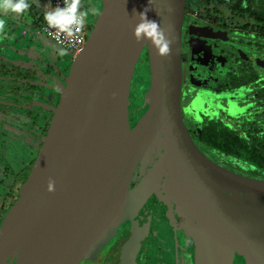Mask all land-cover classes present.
Listing matches in <instances>:
<instances>
[{
	"label": "water",
	"instance_id": "1",
	"mask_svg": "<svg viewBox=\"0 0 264 264\" xmlns=\"http://www.w3.org/2000/svg\"><path fill=\"white\" fill-rule=\"evenodd\" d=\"M29 2L31 7L19 18L0 17L6 20L0 37L18 36L32 16ZM146 7L152 9L147 18L158 21L172 40L166 57L149 41L133 38L138 22L133 12ZM184 8L185 0H102L100 15L52 110L43 145L0 225V264H80L93 259L95 243H108L137 214L157 178L166 175L173 177L175 194L184 199L181 216L198 248L196 264H210V249H239L247 264H264V181L212 164L190 140L182 121ZM143 54L149 108L131 128L129 93ZM153 155L158 160L130 189L138 165L143 172ZM49 180L55 184L51 193L46 190ZM139 239L133 231L123 264H134ZM227 254L228 259L221 254L218 261L230 264Z\"/></svg>",
	"mask_w": 264,
	"mask_h": 264
},
{
	"label": "flooded vegetation",
	"instance_id": "2",
	"mask_svg": "<svg viewBox=\"0 0 264 264\" xmlns=\"http://www.w3.org/2000/svg\"><path fill=\"white\" fill-rule=\"evenodd\" d=\"M88 3L82 0V10L95 7L100 11L102 0H92V6ZM42 13L32 22L41 23ZM96 17L89 13L87 31L92 30ZM28 33L22 34L21 29L18 36L27 38ZM17 46L7 41L3 45L6 50L0 49V225L6 207L17 200L47 135L52 110L68 76V68L63 72V58L67 65L72 60L50 54L47 61L39 53L29 52L26 55L34 58L30 63L22 47L8 51ZM181 66V117L190 140L208 161L225 172L264 181V164L244 158L255 153L264 157V0H185ZM134 84L132 80L129 98ZM128 111L132 128L138 121V110L132 103ZM229 136L241 139L248 147L227 150L220 141ZM12 148L16 157L30 158L18 170L8 160ZM157 160L153 155L143 172L138 165L130 189ZM157 180L137 214L117 228L96 260L80 264H123L133 231L140 237L134 264H196L198 248L186 233L184 214L181 216L184 199L175 194L171 175ZM214 229L220 233L217 226ZM210 250V264H226L218 259L221 254L222 259H228L227 252L230 264H247L239 249Z\"/></svg>",
	"mask_w": 264,
	"mask_h": 264
},
{
	"label": "clouds",
	"instance_id": "3",
	"mask_svg": "<svg viewBox=\"0 0 264 264\" xmlns=\"http://www.w3.org/2000/svg\"><path fill=\"white\" fill-rule=\"evenodd\" d=\"M30 7L29 0H0V17L9 14L20 16L25 14ZM44 8L43 19L47 24V29L52 30L48 32V35L58 43H63L62 36L69 42L74 41L83 31L89 13L93 16L100 15L99 9L95 7L82 10V0H63V7L59 5L52 7L51 3H47ZM150 10L152 9L146 7L139 13L133 12V16L138 21L133 29V38L137 42L149 41L159 56L166 57L171 53L172 40L158 21L147 18ZM5 29L6 20L0 18V34H4ZM55 53L59 57H64L68 54V48L57 47ZM46 190L49 193L55 190L54 181H48Z\"/></svg>",
	"mask_w": 264,
	"mask_h": 264
},
{
	"label": "rangeland",
	"instance_id": "4",
	"mask_svg": "<svg viewBox=\"0 0 264 264\" xmlns=\"http://www.w3.org/2000/svg\"><path fill=\"white\" fill-rule=\"evenodd\" d=\"M43 1L44 0H32L33 7L31 8V15H34L35 13H37L34 15L33 19H35L36 17H38V15L41 14L42 6H40V4ZM43 15H44V12L42 13L41 18L43 17ZM13 39L14 38L11 35L9 37L8 41H13ZM27 39H29V38L27 37ZM18 43H19L18 46L13 48L14 51H12L11 49H9L8 51L9 52H15V50H17L16 48L20 49V47H22L24 49L23 51L25 52V56L27 58H29V55L28 54L26 55V53L30 52V55H31L33 52H36V53H39L40 56H43V58H45L47 61L49 59L50 54L56 55L55 48H57V46L52 41H50L46 36H38V38L34 42H32L30 40H28V42H26V41L23 42L22 40H18ZM5 50H6L5 48L2 49V52ZM7 54L9 55V53H7ZM56 56H58V55H56ZM64 57H69L72 59L71 61H69V65H67L68 61H65V58H63V60H64L63 64H62L63 72H66V68H68L67 73H69L72 62L76 57V54H73L72 52H70V53L68 52V54ZM142 63H145L146 66L141 67V66H143ZM139 65H140V67H139ZM136 68H137L136 69V75L134 76V79H133V84L134 83L135 84L133 85V88L131 90V97L128 100V102H129L128 108L132 103L135 104V106L137 107V110H138V120H139L146 113L147 109L149 108V103L147 101L148 97L146 95L148 92V86L147 85H148V80H149L148 79V63H147V61L144 62L143 60H141L140 64H138V67H136ZM145 82H147V83L145 84ZM141 86H143V87H141ZM128 113H129V111H128ZM15 152H16V150L12 148V151L10 152V156H9L8 160L12 162V164L14 166V170H18V168L21 167V163L29 161L30 158L27 155H18L16 157L14 154ZM18 172L19 171H17V173ZM21 181L23 182V178L21 179ZM10 208H9V206L6 207V209H5L6 213L5 214L8 213ZM100 242H101V239L95 243V247L97 246L96 251L92 254V256H93L92 260H94V261L96 260V258L98 257V255L100 254L102 249H105V247L108 246L107 242H105L104 244L102 242L103 245L100 246V244H99ZM86 260H88V259H86Z\"/></svg>",
	"mask_w": 264,
	"mask_h": 264
},
{
	"label": "built area",
	"instance_id": "5",
	"mask_svg": "<svg viewBox=\"0 0 264 264\" xmlns=\"http://www.w3.org/2000/svg\"><path fill=\"white\" fill-rule=\"evenodd\" d=\"M57 5L63 7V0H51V6L56 7ZM33 29V26H32ZM36 34H42L46 36L50 41H52L57 47H67L69 52H72L73 54H78L84 47L85 42L87 40V36L89 35L90 31H87L85 26L83 28V31L78 34L77 38L69 42L67 39H65L63 36L61 37V40L63 43H58L55 39H53L51 36L48 35L49 31L47 29V24L45 23L44 19L42 22L34 27ZM25 30L22 31V34H25Z\"/></svg>",
	"mask_w": 264,
	"mask_h": 264
},
{
	"label": "crops",
	"instance_id": "6",
	"mask_svg": "<svg viewBox=\"0 0 264 264\" xmlns=\"http://www.w3.org/2000/svg\"><path fill=\"white\" fill-rule=\"evenodd\" d=\"M47 3H51V0H44L41 4H40V6H42V11L41 12H44L45 11V8H44V5L45 4H47ZM35 14H37V13H35ZM34 14V15H35ZM34 15H32L31 16V19L30 20H25L24 22L25 23H27V25H25V26H22L21 28H20V30L22 29V31L23 30H25V31H28L29 33H28V38L29 39H27L26 37H19V36H16V38H14L13 39V41H10V43H12V44H19L18 43V40H22L23 42H28V40H30L31 38H33V37H36V36H38V35H36V33H35V30H34V27L35 26H37V23H34V22H32L33 21V17H34ZM8 16V18L10 19V20H12V19H17V18H19L20 16H16V15H14V14H9V15H7ZM36 20V19H35ZM40 24V23H39ZM38 24V25H39ZM32 26H33V29H32ZM31 29V31H29L28 29ZM19 30V31H20ZM4 35V34H3ZM8 41V39H4L3 37H0V49H1V51H2V48L4 49V47H3V45L6 43ZM12 58L13 59H15V60H18L19 58H17L16 56H12ZM27 60L30 62V63H32L33 61H34V58H32V57H29V58H27Z\"/></svg>",
	"mask_w": 264,
	"mask_h": 264
},
{
	"label": "trees",
	"instance_id": "7",
	"mask_svg": "<svg viewBox=\"0 0 264 264\" xmlns=\"http://www.w3.org/2000/svg\"><path fill=\"white\" fill-rule=\"evenodd\" d=\"M263 16V14H261V17ZM144 62H146L147 61V57H146V55L145 54H143V56H142V58H141ZM140 64V63H139ZM143 64V66H141V67H145L146 66V64L145 63H142ZM139 67H140V65H139ZM140 69V68H139ZM141 70V69H140ZM139 73V72H138ZM133 79H134V77H133ZM147 83V82H146ZM224 135H226V133H224ZM213 139H217V138H213ZM216 143V141H213V144H215ZM220 143L223 145V146H225V148L227 149V150H232V149H235L236 151H243L242 149H245V148H247L248 147V145L244 142V141H242L241 139H239V138H235V137H228L227 139H225V140H222V141H220ZM219 143V144H220ZM232 148V149H231ZM233 151V150H232ZM237 155H239V152H237L236 153ZM244 158H247L248 160H251V161H254V163L255 164H264V157H262V156H260V155H258L257 153H255L254 154V156L251 158V157H244Z\"/></svg>",
	"mask_w": 264,
	"mask_h": 264
}]
</instances>
